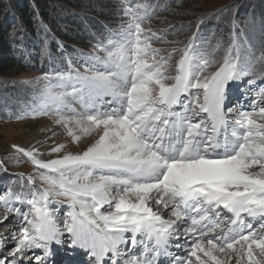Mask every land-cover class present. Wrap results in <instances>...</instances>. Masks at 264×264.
I'll list each match as a JSON object with an SVG mask.
<instances>
[{
  "label": "snow or ice",
  "instance_id": "obj_1",
  "mask_svg": "<svg viewBox=\"0 0 264 264\" xmlns=\"http://www.w3.org/2000/svg\"><path fill=\"white\" fill-rule=\"evenodd\" d=\"M123 13L127 21L94 45L83 71L69 58L67 70L23 81L38 87L17 119L55 117L73 143L95 136L48 161L12 145L35 175L0 194V206L23 217L0 264H56L54 245L73 250L63 264H77L75 249L88 264H158L182 237L187 254L175 264H264V222L246 219L264 221V86L253 89L251 111L229 103L233 83L264 81V47L234 34L217 59L221 43L208 51L193 33L165 56L152 46L165 33L144 27L153 6L129 3ZM52 204L69 208L62 227ZM129 240L134 251L122 247Z\"/></svg>",
  "mask_w": 264,
  "mask_h": 264
},
{
  "label": "trees",
  "instance_id": "obj_2",
  "mask_svg": "<svg viewBox=\"0 0 264 264\" xmlns=\"http://www.w3.org/2000/svg\"><path fill=\"white\" fill-rule=\"evenodd\" d=\"M115 1L0 0V120L7 117L6 113L14 98L21 100L22 96L31 97L34 93L31 87L8 84L11 78L30 72L43 75L65 71L69 58L73 61L81 59L89 44H97L102 35L114 33L111 18L117 7L111 6ZM124 1L126 4L144 2ZM192 1L147 0L153 6L152 15H161L168 9ZM243 1L232 0L228 7L221 6L208 13L204 12L198 19L187 22L186 29L182 31L181 26H170L172 35L181 33L187 42L196 33V45L208 51L219 41L222 47L217 53L218 59L223 56L234 34L242 44L246 39L254 50L259 51L264 47V2L254 3L255 8L252 9L250 1ZM238 5V12L235 9L230 11L229 7L236 8ZM225 8L227 11H222ZM249 9L252 11L249 12ZM209 15L212 16L208 18ZM201 20L203 23H200ZM170 28L164 31L165 36L171 32ZM258 82L263 81L257 79ZM24 163L33 167L27 157ZM5 169L13 173L15 169L8 163L0 164V185L7 186L9 181H2L6 177ZM14 181V191H19L22 183L27 184V180L21 177Z\"/></svg>",
  "mask_w": 264,
  "mask_h": 264
},
{
  "label": "rangeland",
  "instance_id": "obj_3",
  "mask_svg": "<svg viewBox=\"0 0 264 264\" xmlns=\"http://www.w3.org/2000/svg\"><path fill=\"white\" fill-rule=\"evenodd\" d=\"M232 0H193L187 5H179L175 8L168 9L165 13L159 15L153 14L150 17V20L145 23L144 27L148 28L150 27L154 31H157L158 34L162 31L164 32L170 26L172 28L175 26V28H179V26L183 27L181 28V31L186 29L187 22H191L193 19H198L200 15H202L204 12L208 13L211 10L217 9L221 6L228 7V3H230ZM243 1V0H242ZM244 0L243 2H245ZM250 1V5L253 8L254 3H263L264 0H248ZM242 2V3H243ZM116 3V4H115ZM113 6L111 7H117V11H115V14L111 18L112 27L115 28L113 30L114 33L119 31V27L122 23H125L127 21V17L123 13V8L125 6L124 0H117L115 1ZM256 3V4H257ZM264 4V3H263ZM240 5V4H239ZM239 5L236 6V8H230V11L232 9H235V11L239 9ZM238 7V8H237ZM252 9H249V12L252 11ZM212 15H209L211 17ZM186 25H185V24ZM181 24V25H179ZM183 24V25H182ZM172 28H170L171 32L168 33L167 36L164 37V41H153L152 46L155 48L160 49H166L167 51L162 52L161 55H167L168 51H171L173 48H180L183 46V43H186L185 37L181 35V33H176V36H173ZM108 36L102 35L99 42L104 41L106 42ZM173 41L181 42L179 44L172 43ZM94 44H89V47L84 49L85 56L81 59H76L75 61H79L78 63H75V67L79 68L81 71H83V61L88 57L89 54L93 52ZM178 56H173L172 64L174 65L175 60L178 59ZM220 58V57H219ZM218 59V58H217ZM171 74V73H170ZM42 74L36 73V72H30V73H23L19 76H16L14 78H11L8 84L12 85H24L27 87H31L34 91L38 87L34 83H28L25 84L23 81H35L36 78L41 77ZM246 78L243 82L233 83L230 88V106H234L235 108L239 110H252L251 101L255 98L253 95V89L257 88V86H264V81L261 83H257V85H248ZM16 94V93H15ZM32 97V96H31ZM31 97L22 96L21 100L13 99L12 106L8 109L6 113V118L4 120H0V164L2 162L8 163L10 167H14V173L10 172L8 170H4L5 172V178L2 181H9L6 185L2 184L0 185V194H3L5 191H7L9 188H12L14 180L18 177H20V173L25 174V179L27 180V175H35L33 172V167L27 165L24 163V158L22 154L19 157V162L17 160V154L14 152L12 145H18L19 147H22L24 149L30 148L31 145H37L41 146L43 148H47V151L40 153L38 155L39 159H42L44 161H48L50 159L57 158L59 156L64 155L67 152L77 153L83 151L94 139L95 134H93L92 137H85L82 138L79 143H73L71 140V137H69L66 133V130L61 125H56L53 123V120L55 117L51 116H45V115H39L33 117L32 115H25L23 119H17V115H23V112L26 108L27 102L31 100ZM23 102H25L23 104ZM77 108H79V105H75ZM21 107V108H20ZM179 110V109H177ZM33 143V144H32ZM31 144V145H30ZM63 144L65 147L60 153H53L51 152V148L55 147L56 145ZM11 161H15L12 163ZM252 171H258V168L252 169ZM36 186L39 188L41 187V184L39 180L36 181ZM9 187V188H8ZM14 207L21 208L23 212H27L29 210L28 205H21L16 203ZM50 208L55 210V214L57 216L58 221L61 223L63 219L67 216V212L69 211V208L66 204L64 205H57L52 204L49 205ZM107 207V206H106ZM163 210L164 218L167 219L170 217V213H166ZM223 214V213H222ZM7 216L9 219L4 221L3 223H0V259L9 257V252L13 247H15L16 241L13 239V236L19 237L21 235L20 232V224L17 222V219L23 220V217L20 216L19 218L16 217L14 212L6 211V209L3 206H0V220H3V218ZM246 219L250 220L254 226H258V223L264 222V221H256L252 220V218L246 217ZM130 235V234H129ZM187 238L182 237L180 239V244L182 247L177 248L175 246L176 241L173 240L170 245V252L173 253V256L169 257L168 260L165 256H162L161 259L158 261V264H175V257L180 256L184 257L186 256L187 252L186 249L188 247V244L185 243V240ZM190 243V242H189ZM142 245H137V248L139 249ZM55 250L54 256L51 258L56 262V264H63V261L65 260L66 256L71 253L73 250L69 249L67 245H65L63 248H59L58 246H53ZM122 247L127 248L129 251H133L131 248L130 240L128 243ZM29 255H32V253H29ZM10 259V257H9ZM73 260L77 262V264H88L89 257H87L84 252L80 249H75V255L73 256ZM35 264V262H33ZM110 264V262H109Z\"/></svg>",
  "mask_w": 264,
  "mask_h": 264
},
{
  "label": "bare ground",
  "instance_id": "obj_4",
  "mask_svg": "<svg viewBox=\"0 0 264 264\" xmlns=\"http://www.w3.org/2000/svg\"><path fill=\"white\" fill-rule=\"evenodd\" d=\"M87 138V137H86ZM33 144V143H32ZM31 145V144H30ZM32 147H35L37 150H38V153L40 154V153H43V152H45V151H47V148H43V147H41V146H35V145H31L30 146V148H32ZM30 148H28V149H30ZM154 207H155V205H153ZM163 211V210H162ZM166 213H170L168 210H164ZM145 242H147V241H145ZM171 248V247H170ZM170 248H169V250H170ZM141 251H142V246L139 248ZM134 251V250H133ZM162 257V256H161ZM161 257H159L158 258V261L161 259ZM166 258H167V260H168V258L169 257H167V256H165Z\"/></svg>",
  "mask_w": 264,
  "mask_h": 264
}]
</instances>
